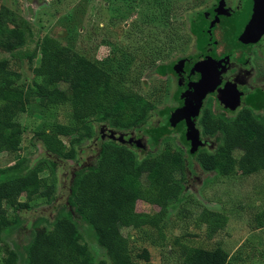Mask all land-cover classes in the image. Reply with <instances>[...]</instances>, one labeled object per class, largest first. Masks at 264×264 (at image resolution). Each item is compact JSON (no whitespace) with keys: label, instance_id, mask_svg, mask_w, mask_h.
Here are the masks:
<instances>
[{"label":"trees","instance_id":"1","mask_svg":"<svg viewBox=\"0 0 264 264\" xmlns=\"http://www.w3.org/2000/svg\"><path fill=\"white\" fill-rule=\"evenodd\" d=\"M25 40L24 31L13 28L2 45L14 48ZM25 55L35 76L25 85L19 83L21 73L11 69L8 59L0 62V154L21 150L23 129L14 123L20 113L27 111L32 98H37L43 107L70 103L74 120L73 124L55 123L50 131H37L34 144H42L59 159L73 160L86 135L95 140L89 152L96 154L92 164L74 173L67 201L58 208L51 226L39 229L28 244L26 264H153L148 249L138 258L132 256L131 239L122 229L158 227L168 205L183 197L189 185L188 171L196 173L195 162L204 171L219 175L250 174L264 169V119L250 107L226 118L222 114L217 117L212 105H208L199 118V127L203 136L218 140L214 150L192 152L184 135L188 152L174 149L166 141L157 152L141 158L135 150L140 147L129 139L150 134L154 149L161 135L172 128L170 114L161 111L158 118L153 116L155 103L126 84V73H120L117 56L93 62L51 34L39 38L34 50ZM97 124L105 125L100 133ZM112 128L134 130L135 137L117 134ZM62 136L69 137L70 147ZM121 136L123 140L119 139ZM236 152L242 154L237 157ZM26 160L20 156L13 164L0 167V226L8 222V207L17 214L31 209L35 198L47 202L54 198L56 181L54 177L49 180L53 161L44 158L25 165ZM46 170L51 171L47 177L42 175ZM139 200L158 205L159 213L138 211ZM198 218L220 229L227 222L220 212L207 207ZM79 221L89 223L97 231L106 259L92 262L87 256L78 238ZM257 223L258 227L264 226V212L257 217ZM13 254L10 251L0 264H10ZM177 264L233 263L221 245L206 248L185 244Z\"/></svg>","mask_w":264,"mask_h":264},{"label":"rangeland","instance_id":"2","mask_svg":"<svg viewBox=\"0 0 264 264\" xmlns=\"http://www.w3.org/2000/svg\"><path fill=\"white\" fill-rule=\"evenodd\" d=\"M215 2L0 0V62L8 59L11 69L21 73L19 83L28 84L35 76L25 54L34 50L38 39L46 34L59 37L93 62L101 63L108 56H117L120 73H126V84L155 103L153 116L158 118L161 111L171 114L183 101L184 84L179 81L174 65L182 58L202 57L214 45L213 39H221L218 30L206 33L200 29V13H210ZM13 28L24 31L26 40L8 48L2 42ZM258 46L264 48V38ZM37 63L38 58L35 60ZM259 63L264 66V63ZM36 79L41 80L39 77ZM258 109L262 110L259 115L264 119V107ZM215 114L217 117L225 115L226 118L235 116H227L222 111ZM55 123H74L70 103L43 107L37 98H32L27 104V111L20 113L14 123L23 129L21 150L0 154V167L13 164L20 156L26 157L25 165H33L44 158L53 161L54 171L49 180L54 177L57 185L53 199L47 202L35 198L31 201V209L18 211V217L8 207V222L0 226V260L6 259L12 251L10 264L27 263L28 244L39 229L51 226L58 208L66 203L74 173L92 164L96 158V154L90 153L95 140L86 135L79 143L77 159L73 160L59 159L42 144H34L36 132L50 131ZM103 126L96 125L98 133ZM111 130L135 137L134 130ZM184 135L185 125L180 122L161 135L154 149L150 146L151 135L146 134L142 137L144 146L135 150L144 158L157 152L168 141L174 149L188 152L190 148ZM62 138L70 147L69 137ZM207 138L209 142L199 146L198 150H214L219 144L216 138ZM241 154L236 152L237 157ZM195 170V174L188 171L189 185L183 197L168 205L158 227L122 229L131 239L132 256L138 258L143 250L148 249L151 263L177 264L182 259L185 244L206 248L221 245L230 253L233 264H264V226L258 227L257 223V217L264 212V169L250 174L236 172L219 175L204 171L195 162ZM49 172L46 170L42 175L47 177ZM21 199L25 200V197ZM136 207L138 211L151 215H157L160 210L158 205L143 200H139ZM206 207L227 218L224 229L199 220L201 211ZM78 229L79 241L85 246L90 260L99 262L106 259V249L98 242L97 231L85 221H79Z\"/></svg>","mask_w":264,"mask_h":264},{"label":"flooded vegetation","instance_id":"3","mask_svg":"<svg viewBox=\"0 0 264 264\" xmlns=\"http://www.w3.org/2000/svg\"><path fill=\"white\" fill-rule=\"evenodd\" d=\"M254 5L258 14H263L256 18V23L253 22L257 33L262 32L259 38V35H248L252 33L247 23ZM199 17L201 31L212 33L218 30L221 39H213L214 45L202 57L182 58L173 69L179 75V81L184 84L183 101L178 108L196 103V96L192 95L194 84L202 81L204 75L209 76L205 81H214L216 84L215 89L204 97L199 114L193 117L203 145L209 140L202 134L199 118L208 105H212L214 112L222 111L227 116L236 114L245 107H250L257 113L262 112L258 108L264 107V83L254 82L264 81V66L259 63H264V48L258 46L264 38V0H216L213 10L210 13L202 12ZM209 44L210 42L208 46ZM198 64L199 69L196 68ZM238 92L241 94L240 102L234 104ZM233 104L235 107L230 106ZM217 107L223 109L219 110ZM180 122L184 123L187 135V121ZM188 142L191 148V140L188 139Z\"/></svg>","mask_w":264,"mask_h":264},{"label":"water","instance_id":"4","mask_svg":"<svg viewBox=\"0 0 264 264\" xmlns=\"http://www.w3.org/2000/svg\"><path fill=\"white\" fill-rule=\"evenodd\" d=\"M263 14L259 12H257V8L256 5L253 6V10L251 13L250 18L248 19V27H251V31L252 33H246L248 35H261V33H257V29L253 28V22L256 23L257 22V17L258 16H262ZM250 29V28H249ZM260 35L258 36V38L260 37ZM256 38V37H255ZM200 64L196 65V68L199 69ZM209 76L204 75L202 81L197 82L196 84H194V91L192 92V95L195 97L196 99V103L193 104L192 106L186 105L184 108H177L176 110H174L171 114L170 117V122L173 126H176L178 122L182 121V120H186L187 121V138L189 140H191V150L192 152H195L198 150V147L202 145V141L200 139V132L199 129L196 127L195 125V121L193 119L194 116H197L199 114V111L201 109L202 103H203V99L206 96V94L210 91H213L216 87V84H214V81H205L206 79H208ZM238 91V90H237ZM240 96L241 94L238 92V96L236 98V101L234 102V104H237L240 102ZM230 105L231 107H235V105ZM112 137H115V135L112 133L111 134ZM120 140H123V137L121 136L119 138ZM130 142H135L137 144L138 147L142 148L144 146L143 140L141 138L138 139H134V138H130L129 139Z\"/></svg>","mask_w":264,"mask_h":264}]
</instances>
